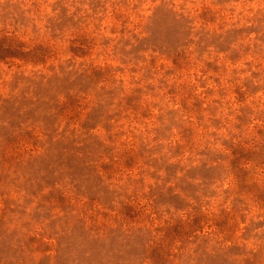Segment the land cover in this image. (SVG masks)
I'll use <instances>...</instances> for the list:
<instances>
[{"label":"rangeland","instance_id":"1","mask_svg":"<svg viewBox=\"0 0 264 264\" xmlns=\"http://www.w3.org/2000/svg\"><path fill=\"white\" fill-rule=\"evenodd\" d=\"M0 264H264V0H0Z\"/></svg>","mask_w":264,"mask_h":264}]
</instances>
